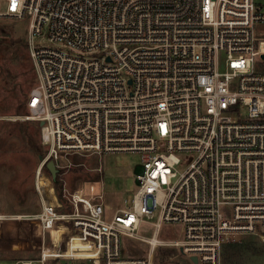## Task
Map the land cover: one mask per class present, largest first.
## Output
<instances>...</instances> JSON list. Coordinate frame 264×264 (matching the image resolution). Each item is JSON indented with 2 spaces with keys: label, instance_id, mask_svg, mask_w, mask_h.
<instances>
[{
  "label": "built area",
  "instance_id": "1",
  "mask_svg": "<svg viewBox=\"0 0 264 264\" xmlns=\"http://www.w3.org/2000/svg\"><path fill=\"white\" fill-rule=\"evenodd\" d=\"M3 19L28 20L27 108L47 148L41 209L6 213L0 199V253L38 252L12 264H162L167 246L182 264H221L237 235H262L264 2L0 0ZM119 151L142 160L124 207L102 183L59 190L46 167ZM127 239L145 252L125 254Z\"/></svg>",
  "mask_w": 264,
  "mask_h": 264
},
{
  "label": "rangeland",
  "instance_id": "2",
  "mask_svg": "<svg viewBox=\"0 0 264 264\" xmlns=\"http://www.w3.org/2000/svg\"><path fill=\"white\" fill-rule=\"evenodd\" d=\"M264 2V0H258ZM0 26V199L3 212L32 213L41 209L34 188L35 170L47 152L40 140V125L30 118L27 108L28 94L37 83V74L25 42L28 20L3 19ZM257 32L264 37V23L257 24ZM2 47V46H0ZM41 146L43 154L33 144ZM60 163L61 185L72 190L82 183L89 187L103 184L106 202L119 208L131 204L136 189V174L142 164L141 154L131 151L98 153H70ZM101 166L102 171L97 168ZM127 199V202H125ZM146 225L147 233H151ZM178 230H166L162 235L177 236ZM179 235V234H178ZM33 238L34 247L39 244ZM128 250L144 253L142 243L127 239ZM230 243V244H229ZM134 248V249H133ZM176 249L167 246L160 249L157 263L182 264L171 258ZM34 252L0 253V264H12L19 258L35 257ZM186 264V263H183ZM221 264H264V230L259 234H240L222 248Z\"/></svg>",
  "mask_w": 264,
  "mask_h": 264
},
{
  "label": "water",
  "instance_id": "3",
  "mask_svg": "<svg viewBox=\"0 0 264 264\" xmlns=\"http://www.w3.org/2000/svg\"><path fill=\"white\" fill-rule=\"evenodd\" d=\"M44 122L41 121L40 124H43ZM46 167L49 170V172L51 173L52 178L54 179V181H57V176L58 173L60 172L59 167L56 165V162L54 159H49L46 162ZM194 261H197V257H192Z\"/></svg>",
  "mask_w": 264,
  "mask_h": 264
},
{
  "label": "trees",
  "instance_id": "4",
  "mask_svg": "<svg viewBox=\"0 0 264 264\" xmlns=\"http://www.w3.org/2000/svg\"><path fill=\"white\" fill-rule=\"evenodd\" d=\"M0 46H2V47H0V48H3V47H6L7 44H4V43H1V42H0ZM33 146H34V148L37 150V152H39L40 154H41V153L43 154V151H42L40 145H37V144L34 143ZM56 186H57V188H58L59 190L62 189L60 175H59V177L57 178ZM226 244H227V243H226ZM226 244H225V245H226ZM229 244H230V243H229ZM223 247H224V246H223Z\"/></svg>",
  "mask_w": 264,
  "mask_h": 264
},
{
  "label": "snow or ice",
  "instance_id": "5",
  "mask_svg": "<svg viewBox=\"0 0 264 264\" xmlns=\"http://www.w3.org/2000/svg\"><path fill=\"white\" fill-rule=\"evenodd\" d=\"M15 5V0H13V6Z\"/></svg>",
  "mask_w": 264,
  "mask_h": 264
},
{
  "label": "crops",
  "instance_id": "6",
  "mask_svg": "<svg viewBox=\"0 0 264 264\" xmlns=\"http://www.w3.org/2000/svg\"><path fill=\"white\" fill-rule=\"evenodd\" d=\"M37 194V193H36Z\"/></svg>",
  "mask_w": 264,
  "mask_h": 264
}]
</instances>
